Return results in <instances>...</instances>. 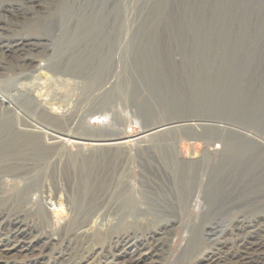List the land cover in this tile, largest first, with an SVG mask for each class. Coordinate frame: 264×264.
Returning a JSON list of instances; mask_svg holds the SVG:
<instances>
[{"label": "rangeland", "instance_id": "374dc122", "mask_svg": "<svg viewBox=\"0 0 264 264\" xmlns=\"http://www.w3.org/2000/svg\"><path fill=\"white\" fill-rule=\"evenodd\" d=\"M18 1H22L25 10H31L34 5L28 0L14 3ZM40 1L52 8L60 2ZM67 1L58 9L61 18L54 15L47 19L45 29L54 30L58 24H63L62 32L56 31L54 36L52 58L55 57L48 64V73L61 71L65 73L63 77L68 78L67 73L75 72L73 80L77 85L70 104L73 106V133L83 138L121 135L133 140L112 158V151L107 149L99 148L94 152V149L73 148L78 155L92 153V174L107 169L103 202L97 207L88 201L89 195L85 194L88 200L82 199L91 181L85 182L81 194L80 189L77 191L80 179L69 181L63 168L51 166L46 167L43 180L56 193L55 199L46 197L47 190L45 193L37 191L29 195L31 203L19 195L23 188L20 183L17 184L19 189L6 188L10 200L1 202L13 210L23 208L25 214L28 213L26 221L33 226L27 237L37 230L45 231L50 236L49 245L55 244L56 239L63 236L62 224L66 220L69 224L71 216L68 229L78 233L89 230L85 234L88 237L84 238L88 249L98 240L107 249L109 237L115 233L128 230L130 235L143 232L147 235L167 219L168 213L157 204V194L150 184L159 180L155 169L158 164L164 165V157L169 169L182 168L180 159L175 157L177 144L171 146L172 141L184 136H213L209 126L217 123H264V0ZM55 85L53 79L47 82L48 96L53 95ZM156 126L162 128L139 139L147 133L143 131ZM66 144L61 148V151L65 149L63 153L67 152L66 148L70 149L69 142ZM196 171L204 172V169ZM65 194H72L76 199L70 210L64 202ZM184 209L191 219L187 205ZM193 212H198V208ZM188 235L189 229L179 226L173 244L169 247L166 244V251L171 254L166 255L161 264H182L180 252ZM71 238L73 235H68L64 244ZM31 244L26 250H14L13 256L31 255L35 251L34 243ZM53 246L50 257L44 259L47 264H51L59 249H65ZM73 252L70 264L80 251L78 255ZM185 255L190 258L195 254Z\"/></svg>", "mask_w": 264, "mask_h": 264}, {"label": "bare ground", "instance_id": "6f19581e", "mask_svg": "<svg viewBox=\"0 0 264 264\" xmlns=\"http://www.w3.org/2000/svg\"><path fill=\"white\" fill-rule=\"evenodd\" d=\"M11 1L0 0V203L1 200H10L5 189H19L17 184L20 183L23 188L19 195L31 203L29 195L37 191L43 193L47 190L46 197L55 199L56 193L43 180L46 167L51 166L53 169L63 168L69 181L76 177L80 179L77 191L80 189L81 194L85 182L91 181V187L87 192L83 191L84 196H78L83 200L89 199L96 206L103 202L101 197L105 192L103 182L108 175L107 169L102 168L92 174V153L86 155L85 152L83 155L81 152L78 155L73 148L94 149V152L99 148L107 149L112 151V158L133 139L121 135L83 138L73 133V106L70 104L73 103L77 85L73 80L75 72L67 73L70 75L68 78H64L65 73L61 71L48 73V64L55 57L52 58L54 36L56 31H61L63 24L56 26L55 21L54 30L45 29L47 19L54 15L61 18L58 9L65 6L67 0L57 1V7L53 8L40 0H28L34 4L31 10H25L22 1ZM57 56L60 57L59 54ZM42 61L44 65L41 66ZM50 79L56 85L54 91L52 89L53 95L48 96L46 89ZM160 127L143 131L147 133L139 139L147 138L145 136ZM209 127L214 132L213 136L204 134L174 138L176 143L172 141L171 146L177 144V156H174L182 163L180 170L175 165L174 170L165 166L167 157L162 160L164 165L156 164L159 180L153 181L150 186L157 194V204L168 213L166 220L147 235L144 232V235H130V231L122 230L109 237L108 246L105 245L107 249L99 240L88 249L87 239L84 238L88 237L85 234L89 230L78 233L68 229L71 225L69 216V224L67 220L62 224L63 236L54 242L65 249H59L51 264H70L68 261L73 257V249L74 254H79L73 264H161L166 255L171 254L166 251V244L168 247L173 244L179 226L189 229L180 252L182 264H264V123L236 121ZM209 132L211 134L212 131ZM66 142H69L70 149L67 150L66 146L67 152L63 153L65 149L61 151V148L67 145ZM200 168L204 172L197 173L196 169ZM85 194L89 195L88 199ZM75 201L72 194L64 195L69 210ZM186 205L191 219L186 216ZM196 208L198 212H193ZM26 214L23 208L13 210L10 205L0 206V264H47L44 259L50 257L55 244L49 245L50 236L45 231L39 233L37 230L38 233L27 237L33 225L26 221ZM68 235H73V238L64 244ZM31 243L35 247L31 255L13 256L14 250H26ZM77 251L80 252L77 254ZM188 252L195 255L188 258L185 255Z\"/></svg>", "mask_w": 264, "mask_h": 264}]
</instances>
